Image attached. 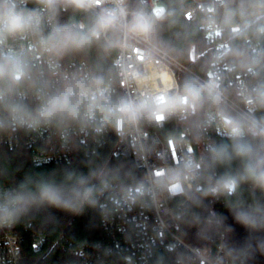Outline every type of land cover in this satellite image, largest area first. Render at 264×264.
<instances>
[{
    "label": "built area",
    "instance_id": "1",
    "mask_svg": "<svg viewBox=\"0 0 264 264\" xmlns=\"http://www.w3.org/2000/svg\"><path fill=\"white\" fill-rule=\"evenodd\" d=\"M150 10L162 11L159 0H142ZM226 0H192L186 18L204 13L202 28L206 33L212 61L205 74L183 64L151 41L132 39L127 46L116 48L114 72L105 79L108 95L115 101L121 97H149L159 103L150 114L135 122L123 120L115 124H85L78 121L54 122L35 129L6 127L0 129V148L24 146L35 165L72 161L80 150L94 153L113 143L117 155L131 158L142 171L139 183L120 186L106 181L102 188L101 222L103 235L94 241L51 240L46 231L26 222L18 226L16 219L0 223V264H153L157 248L174 253V264H236L225 252V245H193L178 233L179 218L188 202L190 191L201 184L207 147L215 144V136L227 137L226 118L252 115L256 119V91L264 74V27L260 34L246 35L253 63L241 66L232 58L229 36L218 21V8ZM17 8L38 9L37 0H14ZM105 4L97 6L96 11ZM90 13V12H89ZM46 15V13H44ZM92 14V13H91ZM55 22L58 23L56 15ZM50 26L45 28L49 31ZM19 56L41 81L51 87L65 77L96 76L92 67L80 59H53L40 49L31 35L9 36L0 43V59ZM184 74L201 82L219 84L223 102L204 106L201 117L189 122L190 108L181 115L163 107L170 97H182L178 76ZM24 93V103H39L33 88L26 83L16 90ZM18 96H13L17 99ZM185 106L189 104L187 97ZM253 103L249 104L248 101ZM191 160L194 170L178 179L174 170ZM0 184V191L15 189Z\"/></svg>",
    "mask_w": 264,
    "mask_h": 264
},
{
    "label": "clouds",
    "instance_id": "2",
    "mask_svg": "<svg viewBox=\"0 0 264 264\" xmlns=\"http://www.w3.org/2000/svg\"><path fill=\"white\" fill-rule=\"evenodd\" d=\"M37 3L40 8L29 10L17 8L14 0H0V43L9 36L31 35L40 49L59 59L67 52L84 51L94 45L111 51L127 46L132 39L151 41L159 19L140 7L129 8L128 0H37ZM102 3L105 6L96 11ZM61 8L92 15L88 23L58 24L55 18ZM48 26L50 30L46 32ZM22 82L35 90L39 100L36 107H29L24 103V93L16 91ZM255 96V102L264 105V88L258 89ZM184 97L190 101L187 107ZM205 99L216 106L223 102L219 84L192 78L184 84V96L170 97L163 107L172 114L183 115L187 108L195 110ZM158 103L149 97H121L113 101L101 76L65 77L53 88L50 82L41 81L23 58L0 59V129L9 126L35 129L64 121L114 123L119 129L121 121L135 122L150 114ZM225 126L232 143L208 145L209 159L212 164L229 168L238 159L243 171L226 172L217 180L213 191L235 192L241 180H250L264 188V119L241 115L226 118ZM255 140L261 142L259 147L254 146ZM193 170V162L186 160L182 169L173 171L172 177L178 179ZM87 183V177L74 173H67L61 183L53 178L28 176L15 189L0 191V223L12 221L33 205L78 211L91 195Z\"/></svg>",
    "mask_w": 264,
    "mask_h": 264
},
{
    "label": "trees",
    "instance_id": "3",
    "mask_svg": "<svg viewBox=\"0 0 264 264\" xmlns=\"http://www.w3.org/2000/svg\"><path fill=\"white\" fill-rule=\"evenodd\" d=\"M160 3V13L150 10L142 0H128V7H140L154 17L159 16L151 40L194 71L205 74L212 55L201 26L204 13L199 12L192 19L186 18L192 0H159ZM91 15L72 8H61L57 13L58 24L88 23ZM217 18L229 36L235 63L241 66L252 64L246 35L257 36L264 27V0H226L218 8ZM115 54L116 48L103 51L94 45L84 51L67 52L60 58L64 61L85 60L96 76L105 80L114 72ZM189 79L184 74L178 76L183 93L184 84ZM260 88H264V74ZM207 101L205 99L195 110L190 108V123L201 117ZM256 115L264 119V105L257 104ZM252 142L256 147L261 143L259 140ZM231 143L230 138L215 136L217 145ZM203 162L201 184L182 210L177 233L193 245L215 249L223 243L226 255L236 264H264V188L250 180H241L235 192L213 191L221 176L226 172L242 173L243 165L238 159L233 160L230 168L212 164L208 152ZM67 173L87 177L86 187L92 190L79 210L69 211L47 204L33 205L15 217L18 226L31 221L34 226L46 231L53 241L65 238L73 241L97 240L103 235L100 201L105 182L113 181L124 187L139 183L142 175L131 158L115 154L113 143L98 148L94 153L80 150L69 162L46 165H35L29 149L24 146L0 148V184L17 187L28 176L53 178L61 183ZM173 259V252L157 248L153 264H174Z\"/></svg>",
    "mask_w": 264,
    "mask_h": 264
},
{
    "label": "water",
    "instance_id": "4",
    "mask_svg": "<svg viewBox=\"0 0 264 264\" xmlns=\"http://www.w3.org/2000/svg\"><path fill=\"white\" fill-rule=\"evenodd\" d=\"M194 192L193 191H190V195H192Z\"/></svg>",
    "mask_w": 264,
    "mask_h": 264
},
{
    "label": "rangeland",
    "instance_id": "5",
    "mask_svg": "<svg viewBox=\"0 0 264 264\" xmlns=\"http://www.w3.org/2000/svg\"><path fill=\"white\" fill-rule=\"evenodd\" d=\"M159 7H160V8H162V5H161V3H160V5H159Z\"/></svg>",
    "mask_w": 264,
    "mask_h": 264
}]
</instances>
